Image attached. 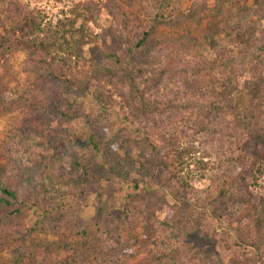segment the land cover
Listing matches in <instances>:
<instances>
[{
    "label": "trees",
    "instance_id": "16d2710c",
    "mask_svg": "<svg viewBox=\"0 0 264 264\" xmlns=\"http://www.w3.org/2000/svg\"><path fill=\"white\" fill-rule=\"evenodd\" d=\"M203 1L190 0L186 11L161 16L172 0H108L105 9L116 26L94 35L102 10L97 3H77L54 24L20 0H0V113L21 111L0 141V161L18 162L21 170L33 173L29 164L35 147L53 151L41 170L66 186L62 196L79 202L113 182L133 186L138 194L146 192L145 185L161 188L145 205L135 202V194L127 195L128 205L97 226L96 238L81 224L67 226L61 216L51 220L59 250L68 252L53 264H170L192 244L198 246L188 262L186 255L179 258L182 264H210L206 260L219 240L204 228V213H172V219L162 220L157 212L166 197L178 202L175 210L182 203L209 204L220 226L236 224L237 242L224 241L229 264H264V194L255 195L249 182L264 173V27L233 19L215 23L203 37L214 52L210 55L185 27L206 11L210 0ZM214 1L221 10L227 2ZM252 1L264 10V0ZM238 11L244 15L246 8ZM178 30L184 33H173ZM19 56L24 58L20 62ZM245 75L249 79L241 88ZM8 92L17 95L9 103ZM203 104L206 110H200ZM230 114L234 121L226 119ZM192 118L191 128L199 125L197 131L208 136L203 141L212 143L207 155L222 151L218 163L205 162L206 154L192 158L200 150L182 143L185 132L177 124ZM75 122L88 134L89 148L80 152L69 141ZM118 122L123 126L114 130ZM53 123L68 127L53 129ZM132 126L136 131L129 130ZM224 155L230 156L229 166ZM231 164L240 172L227 178ZM212 174L218 176L212 186L199 188L200 179ZM17 199L16 188L0 174V264H45L35 251L53 255L58 248L25 245L34 230L22 234L20 211L11 210ZM115 221L121 232L113 231ZM180 242L181 248L176 246Z\"/></svg>",
    "mask_w": 264,
    "mask_h": 264
},
{
    "label": "rangeland",
    "instance_id": "374dc122",
    "mask_svg": "<svg viewBox=\"0 0 264 264\" xmlns=\"http://www.w3.org/2000/svg\"><path fill=\"white\" fill-rule=\"evenodd\" d=\"M23 4L28 5L29 8H36L41 11L46 17V22H53L54 24L58 19H61L64 16V13L67 15L68 11L77 3L83 2H94L97 3L101 7V12L99 14L98 26L94 27V35H100L102 33L110 32L112 28L116 26V22L112 16H110L105 9V5L108 0H20ZM175 0H172V4L168 5L165 9L159 12L161 16H171L175 15L176 11H186L190 6V0H184L182 4L178 5L173 3ZM197 2H205L203 0H196ZM225 6H221L215 4L214 0L206 1L208 8L206 11L200 13L199 17L193 19L187 26V30L191 31L197 40L199 41V46L201 50L206 49V53L214 54L213 51L209 50L204 41L203 37L205 31L208 27L215 25V23L223 22L227 20L236 21H246L250 24H257L264 27V10H260L258 6L254 4L252 0H226ZM246 8V13L244 15H238V8ZM181 9V10H179ZM256 11V13H252L251 11ZM174 34H182L184 30H178L173 32ZM173 34V35H174ZM221 45H226L227 41L221 39ZM107 43L111 44L112 39L108 38ZM99 44L101 45V40H99ZM198 46V47H199ZM199 47V48H200ZM88 56V54H87ZM24 58L22 56L18 57V61H22ZM22 84H26L25 76L21 77ZM249 79L248 75L240 78L241 88H243L244 82ZM7 99V103H9L12 99H16L17 95L15 92H8L5 95ZM249 101V97L244 92V103ZM208 108L207 105L203 104L200 106V110H206ZM84 112H88L87 107H83ZM0 113V141H2L11 130H13L14 126L18 123L20 119L21 111L19 109L8 108L6 111H1ZM210 115H213V112H210ZM227 120L234 121L235 117L227 115ZM196 122V119L192 118L191 123L187 122L186 119L179 120L177 126L181 127L185 136L182 139V143L185 146L194 145L196 146L200 152L192 155V158H201L203 154L207 155L206 148L212 144L211 142L208 144L203 141V137L208 139L207 135L204 133L198 132L197 127L199 125H192ZM59 126V127H58ZM74 129V135H70L69 141H74L78 145V152L88 149L89 147L86 145L88 134L85 130V127L81 122H75L71 125ZM123 124L118 122L115 126L114 130H121ZM68 124H59L53 123V129H66ZM131 132L136 131V126H132L129 129ZM64 144L67 145V142L64 140ZM211 147V145H210ZM209 149V147H208ZM53 151H49L40 146L35 147L34 156L29 165H33V173L23 171L19 168L18 162L12 165H8L5 161H0V169L1 176L5 178L8 182L16 188L18 192V199L11 210L18 209L21 214V223L20 229L23 232L22 234H27L29 229H33L34 232L26 241V246L30 247L32 245H36L38 243L52 245L55 248H58L59 238L56 237V232L52 231L49 223L54 218L61 216L64 218V223L67 226L81 224L88 232L89 237L96 238V228L98 225L105 224L111 217L116 216V212H120L128 205L126 203L127 195L135 194L136 201L141 205H145L149 203L148 196L151 193H154L160 190V186L155 183L152 185H145L144 188L146 190L145 193H134L133 186H122L115 182L104 185L102 190L98 192V196L95 193H89L86 196V201L79 202L75 199H68L62 196V193L66 191V186L61 185L57 179L46 177L45 173L41 170V166L46 162H51L53 159ZM222 151H213V153H208L207 156L204 157L205 162L209 163H218L219 158L221 159ZM226 158L224 161H228L230 156L227 158V155H224ZM223 160L220 162H224ZM229 166V163H227ZM193 168V167H192ZM54 170V169H53ZM240 172V169L237 165L231 164V169L228 171V177H237ZM218 176L212 174L208 177L200 179V183H197L198 187L201 188H209L212 186V182ZM251 189L254 191L255 195L264 194V173L262 176H252L249 179ZM34 187V189H33ZM148 194V195H147ZM158 199V198H157ZM129 200V199H128ZM134 202V203H135ZM178 204L177 201L171 199V197H166V203L162 205L161 211L157 212V215L160 219L166 220L168 217L172 219L170 214H177L178 216L183 215H198L199 213H204L207 221L204 223V228L209 230L211 234L216 235L219 243L214 248V252L211 254V258L206 260V262L213 264L218 261L220 264H229L230 254L227 252L225 247V242H230V244L237 242L238 234L235 230L236 224L232 227L229 224H224L220 226L218 220L215 215V210L213 206L209 204L202 205L201 203L192 202L189 206L185 205L175 210L173 206ZM133 204H129L132 206ZM218 205V202H217ZM216 205V208H217ZM52 209L53 211H50ZM100 210L101 213L98 216L97 211ZM196 210L199 212L197 213ZM202 216V215H201ZM203 217V216H202ZM118 226V221L114 222L113 231L117 233V231L121 232L122 229H116ZM121 226H118L120 228ZM217 233V234H214ZM75 241V240H74ZM74 241L71 243L74 245ZM82 241V240H81ZM80 241V242H81ZM167 243L172 244L173 241L167 237ZM181 248V242L176 245ZM175 246V247H176ZM197 244H192L186 246L187 252L183 253V249L178 256H174L171 259L170 264H182L181 258H184L186 255L187 258L185 260H189V257L192 250H194ZM192 247H194L192 249ZM208 247H204L203 250H206ZM190 250V252H189ZM183 253V254H182ZM141 258L145 257L144 252L139 253ZM35 257L39 261H43L45 264H53L56 261L61 260L68 256V252L63 248H58V251L53 255H46L45 251L39 249L35 251ZM192 255V254H191ZM6 258V254L3 255ZM193 256V255H192ZM200 255L196 257L197 261H200ZM200 263V262H199ZM197 262V264H199ZM188 264V263H187Z\"/></svg>",
    "mask_w": 264,
    "mask_h": 264
}]
</instances>
